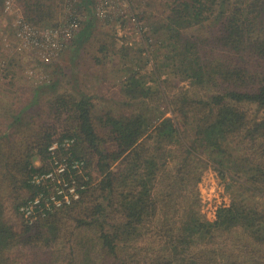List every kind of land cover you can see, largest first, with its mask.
I'll return each mask as SVG.
<instances>
[{
	"label": "trees",
	"instance_id": "1",
	"mask_svg": "<svg viewBox=\"0 0 264 264\" xmlns=\"http://www.w3.org/2000/svg\"><path fill=\"white\" fill-rule=\"evenodd\" d=\"M59 3L58 0H18L26 19L43 27L59 24L55 22ZM90 3L86 0L92 14ZM227 3L228 0H176L168 18L171 50L175 52L168 69L205 92L202 97L183 93L172 102L179 114L193 122L191 145H186L185 132L177 127L176 119L167 117L166 113H161L152 124L144 113L114 116L109 112L99 119V126L109 132L103 139L93 120L92 98L62 95L55 106L57 113H70L68 127L71 128L64 134L75 138V155L84 159L89 171L98 172L100 178L94 177L95 185L83 193L80 201L35 226L23 221L19 207L33 194L29 181L43 169L36 161L46 159L50 131L60 126H49L37 134L39 139L35 143L29 141L26 147H22L18 136L16 149L6 148V157L0 164V264H15L5 258L7 251L18 246L51 247L67 236L63 234H69V246L77 239L76 247H70L67 264H241L234 254L226 255L231 245L254 248L256 252L264 250V211L234 200L216 210L214 221L204 219L197 195L200 177L192 167L197 150L223 154L225 147L239 137L255 143L262 139L264 154V118L252 123L243 108L246 104L264 108V73L251 71L245 62L234 67L205 62L196 44L184 34L214 16L221 19L226 14ZM251 12L238 10L223 25L217 41L231 52L255 56L264 62V25L259 26L258 14L251 17ZM82 37L80 34L76 40L81 41ZM130 84L134 91L128 90L133 98L137 97L135 92L141 97L150 96V89H143L138 82ZM25 121L27 124L17 116L12 127H35L30 119ZM15 134L7 130L4 139L9 140ZM236 165L241 170L249 168L251 174L243 182L247 189L263 194L264 161L255 162L254 169L246 158ZM164 177L169 188L166 195L157 197ZM189 185L187 201L181 191ZM8 191L12 196L28 195L5 207L8 198L4 199L3 195ZM8 208L19 215L21 225L7 219ZM114 212L121 220L106 224ZM92 229L96 230L97 245L89 235L76 236ZM32 264L55 262L46 258Z\"/></svg>",
	"mask_w": 264,
	"mask_h": 264
},
{
	"label": "rangeland",
	"instance_id": "2",
	"mask_svg": "<svg viewBox=\"0 0 264 264\" xmlns=\"http://www.w3.org/2000/svg\"><path fill=\"white\" fill-rule=\"evenodd\" d=\"M59 2L61 0H58ZM129 2L135 20L132 16L121 17L120 11L105 19H99L94 16L91 7L90 14L85 0L80 32L83 34L82 40L77 39L58 63L44 68L46 83H38L36 76L31 78L28 76V63L13 44L12 34L8 36L7 41L0 37V164L6 157L7 147L16 149L18 144L16 137L21 136L19 141L22 147H26L29 141L35 143L39 139L37 134L46 131L49 126L59 125L60 128L55 129L62 133L71 128L68 127L70 113H57L56 110L55 101L62 95L76 99L85 95L92 98L93 120L98 134L103 139L108 137L109 132L99 126V119L109 112L114 116L144 113L152 124L156 123L161 113H166L167 117L176 119L177 127L181 132H185L183 136L186 145L192 144L193 122L182 113L179 114L172 102L183 93L191 97L199 94L202 97L205 92L198 91L168 69L170 57L175 52L171 50L167 25L176 0H129ZM17 6L25 16L18 3ZM65 6L64 0L56 10L55 22L60 23L66 18ZM242 9L252 11L251 17L258 14L256 19L260 21L259 26L264 25V0H228L225 16L221 19L214 16L209 22L188 29L184 34L196 44L205 62H220L232 67L242 66L245 62L251 71L264 73L263 61L255 56L231 52L217 41L223 25ZM178 43L181 46V40ZM130 82H138L143 89H150V96L141 97L140 93L136 92L134 93L137 95L136 98L130 96L131 90L128 89H134ZM243 108L252 123L264 118V108L252 104H246ZM17 116L24 124L28 122L25 121L26 118L30 119V122L35 123V127H12ZM7 130L16 133L9 140L4 139ZM33 135L34 138L31 137ZM261 143L262 139L256 140L255 143L239 137L225 147L226 152L223 154H211L201 149L196 151L192 167L200 177L197 195L204 219L214 221L216 210L234 200L244 201L264 211V186L263 194L248 190L243 182L251 174L249 168L241 170L236 165L241 158L251 160L252 169L255 162H263ZM38 164L39 160L36 161V165ZM93 173L96 179L100 178L98 172ZM166 180V177L161 179L157 197L166 195L169 188ZM189 187L190 185L181 191L187 201L191 192ZM27 195L12 196L10 191L6 192L3 198H8V205L5 207L12 206V202L17 201L19 197H23L22 200L27 198ZM177 201L184 203L181 199ZM9 211L8 208L7 219L17 226L21 225L19 215L15 211ZM120 220L121 216L114 212L107 218L106 224H116ZM64 235L67 236L62 237L54 246H18L7 251L4 254L5 258L15 264H32L46 258L55 264H67L66 257L71 252L70 247H76L77 239L69 246L70 236L69 234L62 236ZM88 235L97 245L95 229L76 234L77 237ZM235 246L231 245L228 248L227 256L234 254V258L241 264H264V250L256 252L254 248L249 250Z\"/></svg>",
	"mask_w": 264,
	"mask_h": 264
},
{
	"label": "built area",
	"instance_id": "3",
	"mask_svg": "<svg viewBox=\"0 0 264 264\" xmlns=\"http://www.w3.org/2000/svg\"><path fill=\"white\" fill-rule=\"evenodd\" d=\"M65 2L66 18L55 27H43L26 19L19 11L18 0H0V37L7 41L12 34L13 44L28 63V76H36L38 83L47 82L44 68L58 63L82 30L85 0ZM90 5L99 19L119 11L121 17H133L129 0H91ZM75 145V138L59 129L50 132L46 159L38 164L43 169L29 181L33 194L19 207V214L28 225L35 226L59 210L71 207L95 185L94 173L89 171L84 159L75 155Z\"/></svg>",
	"mask_w": 264,
	"mask_h": 264
}]
</instances>
